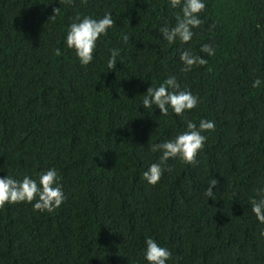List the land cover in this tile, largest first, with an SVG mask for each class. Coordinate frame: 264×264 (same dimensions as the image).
Instances as JSON below:
<instances>
[{
	"label": "trees",
	"instance_id": "16d2710c",
	"mask_svg": "<svg viewBox=\"0 0 264 264\" xmlns=\"http://www.w3.org/2000/svg\"><path fill=\"white\" fill-rule=\"evenodd\" d=\"M205 2L193 39L169 44L159 28L181 13L169 0H0V176L55 168L65 194L51 213L0 208V264H147L146 237L170 250L167 264H264V223L248 204L264 195V0ZM108 12L116 23L82 65L68 27ZM184 50L206 63L184 72ZM169 76L198 97L183 116L142 106ZM202 119L215 127L195 162L170 159L147 184L159 158L149 143Z\"/></svg>",
	"mask_w": 264,
	"mask_h": 264
},
{
	"label": "clouds",
	"instance_id": "9594fccd",
	"mask_svg": "<svg viewBox=\"0 0 264 264\" xmlns=\"http://www.w3.org/2000/svg\"><path fill=\"white\" fill-rule=\"evenodd\" d=\"M169 6L172 9L181 7V13L177 14L174 26L165 25L159 28L163 40L169 44L177 41L188 44L193 39V30L202 23L199 14L206 8V2L205 0H169ZM54 18L55 16L50 19ZM115 23L110 12L99 18L77 16L68 27L64 43L69 49L74 50L82 65H89L94 59L98 39L106 35ZM123 39L127 41L129 37L124 35ZM200 51L207 56L215 54V49L209 44H203ZM56 54H60V49L56 50ZM118 57H120V50L111 49L107 60V66L110 69L116 68ZM179 58L184 72L206 63L202 56L193 55L189 50L180 51ZM260 83L261 81L257 79L253 82V86H259ZM142 97L141 103L144 109L158 108L164 116L168 115L170 108L176 115L183 116L185 112L194 109L198 104V97L189 90H181L175 76H169L159 85H151ZM185 123L186 130L178 133L174 138L160 143H149L147 149L151 153H159V158L158 162L151 163L142 174V179L147 184L154 186L161 180L170 159L194 163L207 139L202 133L213 131L215 127L214 122L206 119L200 120L198 127L191 120ZM216 184L217 181L213 179L212 183L205 188L203 195L206 198L213 197ZM64 199L63 187L55 168L38 173L36 178L25 175L22 180H16L9 175L0 176V208L5 205L30 203L34 210L51 213L61 206ZM248 204L257 220L264 223V195H261L259 199H251ZM260 237L264 238V230L260 232ZM144 244L143 258L147 264H167L170 260L172 255L170 250L161 246L155 239L146 237Z\"/></svg>",
	"mask_w": 264,
	"mask_h": 264
}]
</instances>
